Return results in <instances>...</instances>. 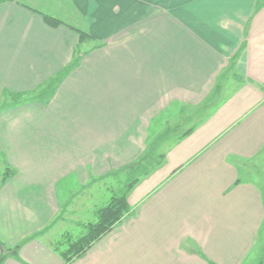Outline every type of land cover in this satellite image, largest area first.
I'll use <instances>...</instances> for the list:
<instances>
[{"label": "crops", "instance_id": "1", "mask_svg": "<svg viewBox=\"0 0 264 264\" xmlns=\"http://www.w3.org/2000/svg\"><path fill=\"white\" fill-rule=\"evenodd\" d=\"M256 3L0 0L1 264H65L55 243L95 214L89 196L199 104L207 112L139 177L128 213L68 264H245L258 244L261 256ZM227 72L239 86L215 102Z\"/></svg>", "mask_w": 264, "mask_h": 264}, {"label": "rangeland", "instance_id": "2", "mask_svg": "<svg viewBox=\"0 0 264 264\" xmlns=\"http://www.w3.org/2000/svg\"><path fill=\"white\" fill-rule=\"evenodd\" d=\"M224 77H225V79L226 78H229V79L225 80ZM224 77L222 78V80L221 79L219 80L221 87H224L223 90L221 89V93L216 94L217 90L216 89L213 90L216 94L215 98L213 99V101H215V102L221 101V99H223L227 95H230L239 86V80H238L239 78L237 76L234 77L232 75V73L227 72L226 76H224ZM203 107H205L204 104H199L197 106L189 108V110H187V112H185L186 113L185 118H182V116H183V114H182V116H179L177 122L172 121V123L176 122L177 129H175L174 126L172 127L173 129L172 128L171 129H169V128L165 129L162 132V134H163L162 136L153 139L152 143L150 144L151 148H150V146L147 147V151L145 152V155L148 154V152H151L150 157H148L145 160V163L148 165L154 164L155 161H157L160 156H163L166 153V151L174 145V142L177 139L178 135H182L186 130L191 128L193 125H196L198 123L199 119L201 118V116H203L205 111H206V109H204ZM254 163H257V164L255 166L256 168H255V174L253 175V179L257 183L260 184V186L262 187V189L264 191V151L255 160ZM127 172L128 171L126 169L124 171L123 170H118V171L115 170V172L112 176L105 178L104 184L106 185V187H104V188L101 187L102 189L99 190L100 195L102 194V196H100V197H96L95 195L89 196V200L87 201L88 205L92 206V203L96 199H97L96 204L98 205V207H102V206L106 205L110 201V198L113 195L121 194V192L123 191V189L125 188V186L129 182H131L133 179H136L139 177V175H136L135 173H127ZM0 173H2L1 168H0ZM106 188H107V190H105ZM85 191H86V189H85ZM92 192L93 191L91 190L88 193L91 194ZM92 208L93 207H91L88 210L89 212L86 213L82 218L85 223L93 222L96 219L95 214L90 213ZM71 229L72 230H71L70 234L72 235V237H78L83 233V230H81L82 228L72 227ZM259 245L260 244H258L257 248L250 255V257L247 259L245 264H256L257 263L258 258L256 260L255 257L257 255V253L260 252V250L258 249Z\"/></svg>", "mask_w": 264, "mask_h": 264}, {"label": "trees", "instance_id": "3", "mask_svg": "<svg viewBox=\"0 0 264 264\" xmlns=\"http://www.w3.org/2000/svg\"><path fill=\"white\" fill-rule=\"evenodd\" d=\"M263 7H264V0H257L254 13H257ZM43 19L49 26L52 27L57 26L60 23L59 21L54 20L47 16H44ZM86 37H88L86 34L79 32L80 43ZM238 53L234 56V59L238 57ZM52 90L53 89L49 90V92ZM196 125H193L191 128L186 130L182 135L178 137V140L190 134L194 130ZM150 155L151 152H148V154L146 155L144 154L138 162L133 163L129 167H127L126 168V170L128 171L127 173H135L136 175H139V177L147 176L155 166H158L162 162V157H163L160 156L159 159L155 161L154 164L148 165L145 163V160L148 157H150ZM139 177L129 182L125 186L121 194L113 195L110 198V201L106 205L97 208L95 212V216H96L95 221L84 225L82 227L83 233L80 236L72 237L70 233L64 234L62 236V240L55 243L54 246L55 250L62 258L65 264H68L73 259L83 255L94 242H96L101 237H103L108 232H110L114 227V225L117 224L126 213H128L130 207L127 202V195L131 191L133 186L138 182ZM6 178H8V174L7 176L6 175L3 176V181ZM2 260H3V255H0V264ZM256 264H264V250L261 256L258 258Z\"/></svg>", "mask_w": 264, "mask_h": 264}]
</instances>
